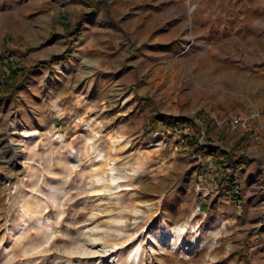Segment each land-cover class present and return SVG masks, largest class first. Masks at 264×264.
<instances>
[{
    "label": "rangeland",
    "instance_id": "1",
    "mask_svg": "<svg viewBox=\"0 0 264 264\" xmlns=\"http://www.w3.org/2000/svg\"><path fill=\"white\" fill-rule=\"evenodd\" d=\"M194 5L0 0V61L31 67L0 98V264H264V35L196 49ZM110 166L118 187L93 181Z\"/></svg>",
    "mask_w": 264,
    "mask_h": 264
},
{
    "label": "crops",
    "instance_id": "2",
    "mask_svg": "<svg viewBox=\"0 0 264 264\" xmlns=\"http://www.w3.org/2000/svg\"><path fill=\"white\" fill-rule=\"evenodd\" d=\"M177 15L180 19L177 27H191L195 30L196 41L193 47L200 50L214 49L222 36L229 38L244 34L247 39L264 35V0H195L193 7L187 6ZM167 17L172 16L169 14ZM163 43L159 40L153 44L161 48Z\"/></svg>",
    "mask_w": 264,
    "mask_h": 264
},
{
    "label": "bare ground",
    "instance_id": "3",
    "mask_svg": "<svg viewBox=\"0 0 264 264\" xmlns=\"http://www.w3.org/2000/svg\"><path fill=\"white\" fill-rule=\"evenodd\" d=\"M87 125H86V127H87V129H89V130H92V122L91 121H88L87 123H86ZM94 131V130H93ZM37 131H24L23 132V134H24V137H25V140H26V142L29 144V143H31L33 140H34V138H35V136L37 135ZM54 139H56V140H59V138H58V136H56ZM120 139V136H114V137H112L111 138V141H110V144L111 145H115V143L118 141ZM91 152H94V156L98 159V160H100L101 158H102V154H101V152L100 151H98V150H96L95 148H92V150H91ZM72 157H73V159H75V157H76V152L75 151H71L70 153H69ZM118 178H119V176L116 174V172H115V169L112 167V166H110L107 170H105L104 172H102V173H97V174H95V176H94V178H93V181H97L98 183H99V185H103V184H105V185H107L109 188H111V187H115V186H119V184H118ZM117 186V187H118ZM134 211L135 212H138V211H140V209H138V208H135L134 209ZM118 220H122V219H114V221H118ZM39 221H41V220H39ZM22 228H16L14 231H20ZM116 229H119V227L118 228H116ZM185 229H186V226L185 225H179V226H177L176 228H173L172 230H171V232H169V234H168V237L166 238V237H164V238H161V237H159V235H156V238H159L160 239V244H162V245H164V244H174V242H176L175 241V239L176 238H180V236H182L181 234H183V232L185 231ZM98 234V233H97ZM97 234H94V235H92L94 238H98L99 239V236L97 235ZM100 235H102V233L100 234ZM158 239V240H159ZM177 240V239H176ZM141 247H142V244L141 243H139V244H137L134 248H133V252H132V255L134 256V257H137L138 255H139V252H140V249H141ZM133 257V258H134Z\"/></svg>",
    "mask_w": 264,
    "mask_h": 264
},
{
    "label": "trees",
    "instance_id": "4",
    "mask_svg": "<svg viewBox=\"0 0 264 264\" xmlns=\"http://www.w3.org/2000/svg\"><path fill=\"white\" fill-rule=\"evenodd\" d=\"M69 31V30H68ZM77 32L76 28H73L70 30ZM71 49L67 48L64 50L63 53L60 54V58H67L69 55H71ZM16 58H11L7 60H1V63H5L8 66V72H4L0 65V98L1 97H7L11 94L12 87L14 86L12 84V81L14 77L19 74L20 78H23L28 72L31 67H25L22 64H19L15 60ZM247 157L244 154L235 155L233 152H228L225 155V160L230 161L233 168L240 167L244 160Z\"/></svg>",
    "mask_w": 264,
    "mask_h": 264
},
{
    "label": "built area",
    "instance_id": "5",
    "mask_svg": "<svg viewBox=\"0 0 264 264\" xmlns=\"http://www.w3.org/2000/svg\"><path fill=\"white\" fill-rule=\"evenodd\" d=\"M229 117L231 118V120H235L244 129H251L252 126L258 127L261 124L260 113L257 108H252L251 110H248L245 113H234L231 114ZM224 120H227V117L216 119V123L220 124ZM189 126L190 123L187 120H180L176 116L171 119V128L175 131L181 132V139H183L185 137V134L188 133ZM201 132V136H203V130H201ZM235 190L237 191L238 189L235 188Z\"/></svg>",
    "mask_w": 264,
    "mask_h": 264
}]
</instances>
